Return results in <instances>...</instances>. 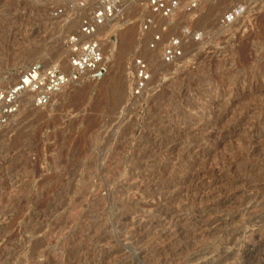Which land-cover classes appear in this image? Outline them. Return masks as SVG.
<instances>
[{"label":"rangeland","instance_id":"374dc122","mask_svg":"<svg viewBox=\"0 0 264 264\" xmlns=\"http://www.w3.org/2000/svg\"><path fill=\"white\" fill-rule=\"evenodd\" d=\"M79 1L81 0H0V80L5 79L12 63L24 56H28L23 66L25 68L34 62L47 65L58 61L64 62L67 51L62 47L61 40L76 29L78 17L87 12L77 9ZM219 1L199 0V7L194 13L187 14L181 10L174 22L159 19L155 29L150 33H141L138 27L145 14L147 0H124L122 16L107 30L113 35L111 43L113 47L107 44L106 75L104 74L97 83H86L71 89L70 93L58 95L45 109L22 110L10 125L0 130V264H77L73 260L75 257L80 261L86 259L84 263L79 264H121L120 262L158 264L164 259L166 264L169 262V264H177L181 261V264L184 261H186L184 264H264V238L258 241L257 239L260 238L252 240L248 237L252 230L264 234V208L256 211L257 220L255 218L251 221H242L239 223L241 227L236 223L222 225L201 240L193 232L194 228L188 226L187 231L183 232L179 227L182 224L178 226L173 222L177 220L176 216L183 215L184 212L177 210L175 204L174 206L170 202L163 201L167 197L165 194L170 184L188 178V173L185 172L189 163L184 165V159L188 161L187 150L180 151L177 148L178 152H174L177 155L168 152L167 148L173 141V145L181 143L179 147L181 149L188 142L192 145L191 140L194 139L195 134L201 135L196 137L200 145L207 139L203 144L206 147L202 145L199 148L202 152L196 156L197 158L189 157L192 160L191 168H196L193 171L199 169L203 171L205 167L207 169L222 163L229 155L244 153L248 147L241 132L231 134L230 115L220 121L218 103L223 104L228 98L232 97L229 99L232 100L237 97L238 106L256 107L259 111L264 109V96H262L264 94V0H228L225 8L221 9L217 5ZM184 2L182 0V3ZM57 8L64 9L70 19L58 22L53 17V12ZM234 9L239 12V16L241 15L238 22L241 26L231 24L222 27L221 20ZM153 33L161 34V43L152 42ZM123 34L128 38V44L125 45L126 55L122 52L124 51L121 45ZM198 35H201L200 40L196 41L195 37ZM177 39L183 45L182 56L173 63H164V48L170 41ZM151 45H154V48H150ZM137 60H141L146 65L149 75L148 81L138 94L135 92ZM123 70L128 75L131 86L128 84L124 98L115 103L107 99L109 92L105 91L104 86L113 73H120ZM17 75L6 84L16 81ZM250 85L252 92H249ZM235 88L238 90L235 91ZM220 97L223 98L219 102ZM210 115L211 121L213 120L218 127L214 132L211 129L205 132L207 128L197 132L189 129L198 119L205 121ZM220 130L225 132L223 137L216 135ZM127 140L129 143L126 142ZM143 152L147 156L150 153V158L148 157L150 160L145 159L147 156ZM242 162L239 163L242 168L236 169L239 171L235 176L236 174L237 177L251 175L248 178H255V174L248 173L246 165H255L258 170L263 171L264 150L259 155L256 153L253 157H243ZM244 169H247L248 174ZM232 177L234 178L233 174L227 179H233ZM129 181L132 182V186ZM222 185H217V189H222L220 192L224 194L229 193L226 186ZM141 187H145V190L142 191ZM156 188L162 190L158 192ZM162 192L165 193L164 196L158 198V193L162 194ZM259 193L264 195V187L259 189ZM155 195L157 197H154ZM209 197L207 195L203 199L198 198V201H190L188 207L191 205V208L187 207L185 213H196L195 205L207 204L211 199ZM73 209L79 210V216L73 215ZM222 210L224 213L235 211V209ZM120 215L128 216L127 222L124 221L123 224L118 222ZM134 218L147 221L148 226L143 230L144 233L147 232L146 234L130 233L133 228L129 224ZM67 226L68 229L69 227L72 229L68 230ZM177 232L180 234L174 235ZM242 232H246L247 235ZM166 235L177 237L172 243L174 247L171 244L167 246ZM105 237L111 238L109 240L115 244L113 247L121 251L119 257H115L112 261L99 258L102 246L98 241ZM231 238L233 241L228 242ZM134 239L136 242L132 241ZM62 241L65 242L64 245L57 246L56 242L61 244ZM83 247H87L86 249L94 247L93 250L98 253L99 259L91 257L92 255L82 258L85 249ZM222 250L230 251L231 253L228 252L230 256ZM162 251L165 253L162 254ZM142 252L144 254H141ZM160 252L163 255L161 257ZM165 261L161 264H165Z\"/></svg>","mask_w":264,"mask_h":264},{"label":"bare ground","instance_id":"6f19581e","mask_svg":"<svg viewBox=\"0 0 264 264\" xmlns=\"http://www.w3.org/2000/svg\"><path fill=\"white\" fill-rule=\"evenodd\" d=\"M230 1V0H229ZM228 0H220L218 3H217V5L219 6L218 8H225V6H226V4L229 2ZM216 6V5H215ZM215 8V7H214ZM217 8V7H216ZM218 10V9H217ZM236 9H234V11H229L228 13H227V15L228 14H233V20L230 22V23H228V24H226V25H221L222 27H227V26H229V25H231L232 24V26H234L235 24H239L238 22H239V20H240V16H239V12L238 11H235ZM219 11V10H218ZM218 13V12H217ZM226 16V15H225ZM224 16V17H225ZM223 17V18H224ZM242 18V17H241ZM240 25V24H239ZM241 26V25H240ZM224 37V36H223ZM251 38V37H250ZM236 42V41H235ZM128 44V38L126 37V36H124V34H123V39L121 38V45H122V47L124 48V51H122L125 55L127 54L126 52V49H125V45H127ZM228 45V44H227ZM110 47L112 48L113 47V45H110ZM28 60V56L27 57H22V58H20V59H18V60H15V62H13L12 63V65H11V67H10V69L6 72V74H7V76L5 77V82H8V81H12L11 79H14V77H15V75L16 74H18L19 75V73H20V69H21V66H22V69H25V67H23L24 65H25V63H26V61ZM45 65H47V64H45ZM220 66V65H219ZM28 67V66H27ZM224 68V67H223ZM18 75H17V77H18ZM106 75V74H105ZM104 75H102L98 80H96V81H89V82H87V83H97V82H99L100 80H101V78L103 77ZM15 80H17V78L15 79ZM15 82V81H14ZM129 78H128V75H126V73H125V71L123 70L122 72H120V73H113V75L111 76V77H109V81L106 83V85L104 86V87H106V89H105V91H107V92H109V96H107L108 98V100H111V101H113V102H120L123 98H124V96H125V92H126V90H127V87H128V84H129ZM131 83V82H130ZM86 84V83H85ZM226 84V83H225ZM82 85H84V84H82ZM82 85H80V86H82ZM130 85V84H129ZM79 86V87H80ZM131 86V85H130ZM129 86V87H130ZM254 86V85H253ZM235 87V86H234ZM258 87V86H257ZM256 87V88H257ZM254 88V87H253ZM262 88V87H261ZM260 88V89H261ZM71 89H73V88H69V89H65V90H63L60 94H63V93H70L72 90ZM104 90V89H103ZM235 91H237L238 89L237 88H235L234 89ZM225 91V90H224ZM231 91V90H230ZM254 91V90H253ZM249 92H252V90H251V85L249 86ZM260 92V91H259ZM59 94V95H60ZM101 95H103V94H101ZM239 95H242V94H239ZM262 95V94H261ZM260 95V96H261ZM83 96V95H82ZM217 96V95H216ZM220 96H221V94H220ZM236 96V95H235ZM262 96H264V94L262 95ZM224 97V96H223ZM223 97H220V99L218 100L219 102L220 101H222L221 100V98H223ZM230 97V96H229ZM232 98V97H231ZM231 98H228V100L226 101V102H224L223 104H219L218 103V106H219V108L217 109V108H215L214 107V109H217L218 110V112H219V115L218 116H220L219 118H220V121L221 120H223L226 116H229L230 115V117L229 118H231V120H230V128H232V131H231V134H237V133H239L240 134V132H241V134H243V136L245 137V139H246V144H247V149H246V151L242 154L241 153V151H240V153L241 154H239V155H229V156H227L224 160H223V162L222 163H218V164H215V165H212V167L211 168H207L206 169V167H205V169H203V171H200L201 169H199V171H193V170H196V168L195 169H192L191 168V166H192V163H191V159L189 158L190 156L191 157H195V158H197L196 156H198V154L200 153V152H202V151H200L199 150V148L203 145V144H205L206 142H207V139H206V142H202L201 144L202 145H200V141H198L197 139H196V137L197 136H201V135H199V134H195L194 135V139L193 140H191V141H193L192 142V145H191V143L190 142H188L186 145H184V147H182L181 149H179V147H181V143H177V145H173V143H174V141L170 144L171 146L169 147V146H167V147H169V148H167L169 151L168 152H170V153H174V152H178V150H180V151H182L183 149H185V151L187 150V154H186V157H187V159H188V161L186 162L185 161V159H184V165H187V163H189L188 164V170L186 169V172H185V174H187L188 173V178L186 179V180H181L180 182L178 181L177 183H172V184H170L169 186H168V191H167V193L165 194V196H167L164 200L161 198V200H163V201H166V202H170V203H172L173 205L175 204L176 205V209L177 210H179V211H183L184 212V214L183 215H180V216H176V221L174 220H172L173 222H175L178 226L179 225H181L182 224V226H179V227H181V229L183 230V232H185V231H187V228L186 227H192V228H194V230H193V232L201 239V240H204V238L209 234V233H211L212 231L214 232L217 228H220V226H222V225H225V224H229V223H236V224H239V223H241L242 221H251V220H255V218H256V220H257V217H255V213H256V211H258V209H263L264 208V195H262V194H260L261 193V191H260V193H259V189L262 187H264V170L263 171H260V170H258V168L254 165H252V166H249V165H246V167L248 168V173H250V174H255V178H248L249 176H251V175H247L248 177H237V174H236V176H235V173L237 172V171H239L240 169L238 168V167H240V168H242L240 165H239V163H241L242 162V159H243V157H253V156H255L256 155V153H258V155H259V153L260 152H262V150H264V149H261L262 147H264V109L263 110H261V111H259V109H257L256 107L255 108H251V107H241V106H238V100L235 98V99H232V100H229V99H231ZM243 98V97H242ZM263 98V97H262ZM259 100V99H258ZM105 101H106V99H105ZM257 104V103H256ZM263 105V104H262ZM211 115L210 116H208V118L207 119H205V121H204V119L202 120H200V119H198L196 122H194L193 124H191L190 125V130H192L193 132H197V131H201L202 129L204 130V129H206L207 128V130L208 129H211V130H213V132H214V129H216V128H218L217 127V125L214 123V121L212 122L211 121ZM170 119V118H169ZM172 121V120H171ZM201 121V124H199V122ZM176 122V121H175ZM178 122V121H177ZM191 123V122H190ZM173 124V123H172ZM184 125V124H183ZM188 125V124H187ZM232 125V126H231ZM168 126H169V123H168ZM175 126V125H174ZM171 127V126H170ZM169 127V128H170ZM185 127V126H184ZM203 127H205V128H203ZM173 128V127H172ZM174 129V128H173ZM2 130V129H1ZM207 130H205V132H209V130L207 131ZM172 131V130H171ZM174 131V130H173ZM187 132H189V131H187ZM212 132V131H211ZM215 132H217V131H215ZM9 133V132H8ZM185 133V132H184ZM187 135H188V133H186ZM202 134V133H201ZM208 134V133H207ZM224 134H225V132L224 131H222V130H220L218 133H216V135H218L219 137H223L224 136ZM130 136V135H129ZM192 136V135H191ZM210 136V135H209ZM208 136V137H209ZM190 137V136H189ZM174 138V137H173ZM182 138V137H181ZM186 138V137H185ZM3 139V138H2ZM129 139H130V137H129ZM211 139V138H210ZM244 139V140H245ZM154 140H156V139H154ZM188 140V139H187ZM204 140V139H203ZM202 140V141H203ZM153 141V140H152ZM126 142H128V140L126 141ZM154 142V141H153ZM129 143V142H128ZM156 143V142H155ZM155 143H153V144H155ZM194 143H196L195 145H194ZM122 144H124V143H122ZM152 144V143H151ZM152 144V145H153ZM157 144H158V141H157ZM167 144V143H166ZM165 144V145H166ZM184 144V143H183ZM197 144H199V145H197ZM210 144V143H209ZM119 145V144H118ZM118 145H116L117 147H118ZM137 145H139V144H137ZM145 145V144H144ZM213 145V144H212ZM99 146V145H98ZM120 146V145H119ZM126 145L124 144V147H125ZM136 146V145H135ZM145 146H147V145H145ZM161 146V145H160ZM204 146V145H203ZM121 147V146H120ZM127 147H129V146H127ZM154 147V146H153ZM153 147H151L152 148V150H153ZM204 147H206V146H204ZM109 148V147H108ZM114 148V147H113ZM116 148V147H115ZM123 148V147H122ZM126 148V147H125ZM138 148V147H137ZM145 148V147H144ZM159 147H157V150H159L160 151V148L158 149ZM163 148V147H162ZM177 148H178V150H177ZM118 149H119V147H118ZM155 149V148H154ZM202 149V148H201ZM101 150V149H100ZM139 150H141V149H139ZM147 150V149H146ZM145 150V151H146ZM151 150V149H150ZM162 150H166V149H162ZM240 150V149H239ZM94 151V150H93ZM155 151V150H154ZM153 151V153H155ZM131 152V151H130ZM136 152H139V151H136ZM141 153H142V151H141ZM144 153V152H143ZM152 153V154H153ZM160 153H161V151H160ZM166 153V152H165ZM182 153V152H181ZM180 153V154H181ZM131 155L133 154V152L132 153H130ZM145 154V153H144ZM162 154V153H161ZM174 154H176V153H174ZM203 154V153H202ZM229 154V153H228ZM124 155V154H123ZM135 155V154H134ZM133 155V156H134ZM146 155V154H145ZM159 155V154H158ZM163 155V154H162ZM165 155H167V153L165 154ZM164 155V156H165ZM168 155H169V153H168ZM177 155V154H176ZM176 155H175V157H176ZM261 155V154H260ZM111 156V155H110ZM137 156H138V153H137ZM147 156V155H146ZM155 156H156V154H155ZM154 156V157H155ZM161 156V155H160ZM169 156H171V155H169ZM174 156V155H173ZM178 156H180V155H178ZM226 156V155H225ZM145 157V156H144ZM150 158V153L148 154V156H147V158H145V159H149ZM153 157V156H152ZM182 157V156H181ZM161 158H162V156H161ZM220 158V157H219ZM109 159V158H108ZM114 159V158H113ZM132 159V158H131ZM155 159V158H154ZM179 159H180V157H179ZM178 159V160H179ZM142 160H143V158H142ZM150 160V159H149ZM182 160V159H181ZM180 160V161H181ZM107 161V160H106ZM144 161V160H143ZM148 161V160H147ZM152 161V160H151ZM159 161V160H158ZM176 161V160H175ZM222 161V160H221ZM109 162V161H108ZM149 162V161H148ZM155 163H157L156 161H154ZM207 162V161H206ZM4 163V162H3ZM140 163V162H139ZM161 163V162H160ZM202 163H204V161H202ZM214 163V162H213ZM243 163V162H242ZM181 164V163H180ZM183 164V163H182ZM158 166V165H157ZM160 166V165H159ZM172 166V165H171ZM180 166V165H179ZM193 166H194V164H193ZM243 166H244V164H243ZM149 167V166H148ZM146 168V167H145ZM199 168H200V166H199ZM239 169V170H237L236 171V169ZM245 168V167H244ZM136 169H138V168H136ZM150 169V168H149ZM115 170V169H114ZM156 170H158V169H156ZM161 170H163V168L161 169ZM166 170H167V168H166ZM198 170V169H197ZM245 170V169H244ZM110 171V170H109ZM116 171V170H115ZM118 171V170H117ZM135 171V170H134ZM138 171V170H137ZM171 171V170H170ZM182 171V170H181ZM246 172V174H248L247 173V169L245 170ZM101 172V171H100ZM108 172V171H107ZM112 172V171H111ZM148 172V171H147ZM155 172V171H154ZM158 172V171H157ZM164 172V171H163ZM7 173V172H6ZM149 173V172H148ZM156 173V172H155ZM239 173V172H238ZM244 173V174H245ZM135 174V173H134ZM138 174V173H137ZM150 174V173H149ZM153 174V173H152ZM161 175H162V173H160ZM166 174V173H165ZM234 175V178L233 179H227V178H229L230 177V175ZM241 174V173H240ZM158 175V174H157ZM181 175V174H180ZM78 176V175H77ZM111 176V175H110ZM113 176V175H112ZM115 176H117V175H115ZM114 176V177H115ZM122 176V175H121ZM147 176H149V175H147ZM154 176H156V174L154 175ZM179 176V175H178ZM125 177V176H124ZM151 177H153V176H151ZM161 177V176H160ZM17 178V177H16ZM113 178V177H112ZM118 178V177H117ZM119 178H120V176H119ZM137 178V177H136ZM147 178V177H146ZM154 178V177H153ZM152 178V179H153ZM164 178V177H163ZM151 178H149V180H150ZM157 178H155V180H156ZM106 180V179H105ZM113 180V179H112ZM120 180V179H119ZM128 180V179H127ZM137 180V179H136ZM154 180V181H155ZM114 181V180H113ZM138 181V180H137ZM147 181V180H146ZM146 181L144 182H142V183H146ZM168 181V180H167ZM116 182V181H115ZM118 182V181H117ZM120 182H121V180H120ZM130 182V181H129ZM136 182V181H135ZM134 182V183H135ZM139 182V181H138ZM138 182H136V183H138ZM140 182V183H141ZM151 182V181H150ZM158 182V181H157ZM175 182V181H174ZM101 183V182H100ZM109 183V182H108ZM131 183V186H132V182H130ZM129 183V184H130ZM154 184H155V182H153ZM159 183V182H158ZM222 183H223V185H222ZM13 184V183H12ZM106 184V183H105ZM157 184V183H156ZM165 184V183H164ZM14 185V184H13ZM100 185V184H99ZM113 185V184H112ZM122 185V184H121ZM127 185V184H126ZM139 185V184H138ZM146 185H148V184H146ZM146 185H145V187H146ZM217 185H222V186H226V188L228 189L227 191H229V193H223V192H220V190H222V189H220V188H218L217 189ZM11 186V185H10ZM103 186V185H102ZM106 186V185H105ZM123 186H125V185H123ZM140 186H143V185H140ZM157 186V185H156ZM163 186V185H162ZM14 187V186H13ZM12 187V188H13ZM93 187H95V186H93ZM137 187V186H136ZM145 187H141L140 189L142 190V191H144L145 190ZM148 187V186H147ZM149 187H150V184H149ZM116 188V187H115ZM126 188V187H125ZM154 188V187H153ZM221 188H223V187H221ZM14 189V188H13ZM93 189V188H92ZM102 189V188H101ZM100 189V190H101ZM105 189V188H104ZM117 189V188H116ZM119 189V188H118ZM123 189H124V187H123ZM147 189V188H146ZM157 190L156 191H161L162 190V188H156ZM113 190V189H112ZM163 190H165V189H163ZM226 190V189H225ZM107 191V190H106ZM130 191V190H129ZM138 191V190H137ZM89 192V191H88ZM87 192V193H88ZM93 192V191H92ZM105 192V191H104ZM135 192V191H134ZM139 192V191H138ZM164 192H166V190L164 191ZM6 193V192H5ZM86 193V192H85ZM119 193V192H118ZM144 193V192H143ZM161 193V192H160ZM140 194V193H139ZM157 194V193H156ZM164 194H163V192H162V194H159L158 193V198H159V196L160 197H162V195L164 196ZM123 196H124V194H122ZM210 196L211 197V199L208 201V200H206V201H208V203L207 202H205V203H207V204H203V205H200L199 203H197L196 204V202H195V206H196V209H197V211H196V213H192V214H190V213H185V211H186V209H187V207H188V205L189 204H191V203H189L190 201H195V200H197L198 198H201V199H203L204 197H206V196ZM84 196H85V194H84ZM118 196V195H117ZM153 196V195H152ZM4 197V196H3ZM79 197V196H78ZM154 197H157L156 195L154 196ZM209 197V198H210ZM131 198V197H130ZM133 198V197H132ZM136 198V197H135ZM208 198V197H207ZM153 199V198H152ZM192 199V200H191ZM85 200V199H84ZM83 200V201H84ZM135 200V199H134ZM154 200H156V199H154ZM10 201V200H9ZM87 201V200H86ZM141 201V200H140ZM147 201V200H146ZM158 201H160V199H158ZM198 201V200H197ZM4 202V201H3ZM61 202V201H60ZM97 202H99V201H97ZM151 202V201H150ZM199 202H200V200H199ZM91 203V202H90ZM100 203V202H99ZM152 203H154V202H152ZM7 204V203H6ZM124 204V203H123ZM144 204V203H143ZM164 204V203H163ZM166 204V203H165ZM8 205V204H7ZM147 205H148V203H147ZM152 205V204H151ZM154 205V204H153ZM174 205V206H175ZM75 206V205H74ZM124 206V205H123ZM145 206V205H144ZM160 206H161V204H160ZM168 207H169V205H167ZM170 206H172V205H170ZM174 206H173V208H174ZM191 206V205H190ZM189 206V207H190ZM53 207V206H52ZM158 207V206H157ZM188 207V208H189ZM56 208V207H55ZM62 208V207H61ZM76 208V207H75ZM80 208H81V206H80ZM163 208V207H162ZM165 208H167V207H165ZM191 208V207H190ZM79 209V208H78ZM78 209H73L74 211H73V215H77L78 213H79V210ZM193 209V208H192ZM195 209V210H196ZM222 209H235V211H232V213H230V212H228V213H224L223 212V210ZM91 210V209H90ZM95 210V209H94ZM99 210V209H98ZM131 210V209H130ZM142 210H143V208H142ZM191 210V209H190ZM13 211V210H12ZM85 211V210H84ZM153 211V210H152ZM225 211V210H224ZM229 211V210H228ZM231 211V210H230ZM261 211V210H260ZM263 211V210H262ZM261 211V212H262ZM8 212V211H7ZM72 212V211H71ZM143 212V211H142ZM159 212V211H158ZM178 212V211H177ZM52 213V212H51ZM106 213V212H105ZM121 213V212H120ZM126 213H127V211H126ZM136 214V213H135ZM155 214V213H154ZM163 214H165V213H163ZM172 214H174V212L172 213ZM178 214V213H177ZM222 214V215H221ZM257 214H258V212H257ZM263 214V213H262ZM69 215H71V214H69ZM119 215V214H118ZM140 215V214H139ZM142 215V214H141ZM150 215V214H149ZM168 215H170V213L168 214ZM176 215V214H175ZM59 216V215H58ZM77 216H79V214L77 215ZM131 216H133V215H131ZM146 216V215H145ZM155 216V215H154ZM160 216V215H159ZM165 216H166V214H165ZM105 217V216H104ZM109 217V216H108ZM135 217H136V215H135ZM139 217V216H138ZM137 217V218H138ZM150 217V216H149ZM164 217V216H163ZM263 217V216H262ZM82 218H84V217H82ZM99 218V217H98ZM136 218V219H137ZM160 218V217H159ZM170 218V217H169ZM173 218L175 219V217L173 216ZM135 218L130 222V224L129 225H131L132 226V231H130V233L131 232H133L134 234L137 232H143V230L144 229H146V226H148V225H146V222L147 221H142V220H139V219H141V218H139L138 220H136ZM143 219V218H142ZM147 219V218H146ZM36 220V219H35ZM34 220V222H36ZM52 220V219H51ZM69 220V219H68ZM75 220H76V218H75ZM127 220H128V216H124V215H120L119 216V221L118 222H121V224H123L122 222H127ZM153 220V219H152ZM152 220H150V222L152 221ZM161 220V219H160ZM33 221V220H32ZM73 221V220H72ZM97 221V220H96ZM162 221V220H161ZM160 221V222H161ZM51 222V221H50ZM66 223H67V220L65 221ZM69 222V221H68ZM71 222V221H70ZM75 222V221H74ZM149 222V223H150ZM159 222V221H158ZM254 223H257L256 221H253ZM1 223H3V222H1ZM115 223V222H114ZM154 223L156 224V222L154 221ZM153 223V224H154ZM166 223V222H165ZM169 223V222H168ZM37 224H38V221H37ZM54 224V223H53ZM68 224V223H67ZM66 224V225H67ZM102 224V223H101ZM159 224V223H158ZM175 224V225H176ZM243 224V223H242ZM246 224V223H245ZM244 224V225H245ZM43 225V224H42ZM65 225V226H66ZM70 224H68V226H69ZM76 225V224H75ZM79 225V224H78ZM84 225V224H83ZM150 225H152V223H150ZM149 225V226H150ZM234 225V224H233ZM240 225V224H239ZM54 226V225H53ZM60 226V225H59ZM68 226H67V229H68ZM71 226H73V225H71ZM106 226V225H105ZM119 226V225H118ZM120 226H122V225H120ZM119 226V227H120ZM124 226V225H123ZM227 226V225H226ZM115 227H116V225H115ZM172 227V226H171ZM240 227H241V225H240ZM248 227V226H247ZM74 228V227H73ZM94 228V227H93ZM124 228H125V226H124ZM155 228H156V225H155ZM158 228V227H157ZM161 228V227H160ZM232 228V227H231ZM239 228V227H238ZM59 229V228H58ZM70 229H72V227H69V229L68 230H70ZM81 229V228H80ZM120 229V228H119ZM129 229V228H128ZM153 229H154V227H153ZM176 229V228H175ZM229 229V228H228ZM242 229V228H241ZM244 229V228H243ZM249 229V228H248ZM253 229V228H252ZM63 230V229H62ZM77 230V229H76ZM83 230V229H82ZM102 230V229H101ZM126 230V229H125ZM157 230H159V229H157ZM181 230V231H182ZM220 230V229H219ZM236 230V229H235ZM238 230V229H237ZM259 230V229H258ZM50 231H52V230H50ZM104 231V230H103ZM128 231V232H129ZM146 231H148V230H146ZM171 231V230H170ZM169 231V232H170ZM180 231V230H179ZM180 231V232H181ZM244 231V230H243ZM58 232V231H57ZM62 232H64V231H62ZM89 232V231H88ZM87 232V233H88ZM145 232V231H144ZM143 232V233H144ZM152 232H153V230H152ZM158 232V231H157ZM232 232V231H231ZM50 234H51V232H49ZM53 234H54V232H52ZM83 233V232H82ZM133 233H132V235H133ZM147 233V232H146ZM146 233H144V234H146ZM149 233V232H148ZM166 233H168V232H166ZM187 233V232H186ZM216 233V232H215ZM237 233H238V231H237ZM242 233H245L246 234V232H242ZM59 234V233H58ZM64 234V233H63ZM84 234V233H83ZM94 234V233H93ZM110 234V233H109ZM128 234V233H127ZM126 234V235H127ZM138 234H140V233H138ZM170 234V233H169ZM179 235L180 233L179 232H177V233H175L174 235ZM182 234V233H181ZM234 234V233H233ZM57 235V234H56ZM60 235H61V233H60ZM59 235V236H60ZM143 234H141V236H142ZM150 235V234H149ZM148 235V236H149ZM174 235H166L167 236V238H166V244H167V246H169L170 244L172 245V243H174L175 241H176V238L177 237H175ZM184 235H186V234H184ZM189 235V234H188ZM232 235V234H231ZM247 235V234H246ZM264 234H259V233H257L256 232V230H252L249 234H248V237H250L252 240L254 239H257V238H260V240L259 239H257L258 241H262L261 239L262 238H264V236H263ZM67 236V235H66ZM106 236V235H105ZM137 235H135V237H136ZM147 236V237H148ZM157 236V235H156ZM159 236V235H158ZM62 237V236H61ZM65 237V236H64ZM84 237V236H83ZM99 237V236H98ZM97 237V238H98ZM103 237V236H102ZM121 237V236H120ZM119 237V238H120ZM126 237V236H125ZM131 237H133V236H131ZM140 237V236H139ZM183 237V236H182ZM194 237H195V235H194ZM31 238V237H30ZM56 238V237H55ZM60 238V237H59ZM77 238V237H76ZM109 238V237H108ZM144 238V237H143ZM198 238V239H199ZM228 238V237H227ZM242 238V237H241ZM57 239H58V237H57ZM73 239V238H72ZM84 239V238H83ZM89 239V238H88ZM94 239V238H93ZM109 239H111V238H109ZM109 239H107L106 237L105 238H101L99 241H98V244H100V246H102V249H101V254H100V256L99 255H97L98 253L96 252V251H94L93 250V248H89V249H86L85 247H83V248H85L84 249V251L82 252V258H87V257H89V255H92L91 257H95V258H97V256H99V258L100 259H107V260H109V261H112L115 257H117L118 256V254L121 252V251H118L117 249H115L114 247H113V245H115L114 243L112 244V241H110ZM130 239V238H129ZM136 239V238H135ZM134 239V240H135ZM140 240H141V238H139ZM144 239H146V238H144ZM150 240H151V238H149ZM153 239V238H152ZM157 239H160V238H158L157 237ZM156 239V240H157ZM190 239V238H189ZM70 240V239H69ZM92 240V239H91ZM96 240V239H95ZM116 240V239H115ZM134 240H132L133 242H136V240L134 241ZM138 240V239H137ZM150 240H148V241H150ZM161 240V239H160ZM201 240L200 241H198V244H199V242H201ZM235 240V239H234ZM247 240V239H246ZM248 240H250V239H248ZM32 241V240H31ZM129 241V240H128ZM142 241H144V240H142ZM213 241H215V240H213ZM223 241V240H222ZM231 241H233V239L231 238V239H229L228 240V242H231ZM9 242V241H8ZM16 242V241H15ZM23 242V241H22ZM83 242V241H82ZM89 242V241H88ZM124 242V241H123ZM122 242V243H123ZM141 242V241H140ZM146 242H147V240H146ZM150 242H152V241H150ZM158 242H159V240H158ZM162 242H163V238H162ZM164 242H165V240H164ZM182 242V241H181ZM235 242H237V241H235ZM255 242V241H254ZM20 243V242H19ZM48 243V242H47ZM64 243L65 242H63L62 241V243L61 244H59L58 242H56V244H57V246L58 245H64ZM97 243V242H96ZM126 243V242H125ZM145 243V242H144ZM149 243V242H148ZM154 243V242H153ZM152 243V244H153ZM156 243V242H155ZM179 243H180V241H179ZM189 243H190V241H189ZM211 243V242H210ZM219 243V242H218ZM260 243V242H259ZM43 244V243H42ZM45 244V243H44ZM130 244V243H129ZM137 244V243H136ZM150 244V243H149ZM198 244H197V246H198ZM201 244V243H200ZM247 244V243H246ZM248 244H250V242L248 243ZM41 245V244H40ZM52 245V244H51ZM91 245H93V244H91ZM124 245V244H123ZM134 245V244H133ZM146 245H147V243H146ZM145 245V246H146ZM154 245V244H153ZM153 245L152 246H150L151 248L153 247ZM160 245V244H159ZM177 245V244H176ZM184 245V244H183ZM211 245V244H210ZM229 245V244H228ZM5 246V245H4ZM16 246V245H15ZM56 246V245H55ZM54 246V247H55ZM60 246V247H61ZM68 246V245H67ZM88 246H90V244L88 245ZM131 246V245H130ZM135 246V245H134ZM155 246V245H154ZM166 246V245H165ZM173 246V245H172ZM263 245H261V247H262ZM65 247V246H64ZM71 247H72V245H71ZM79 247V246H78ZM81 247V246H80ZM99 247V246H98ZM117 247V246H116ZM132 248H134L133 246H131ZM144 247V246H143ZM146 247H148V245L146 246ZM159 247V246H158ZM158 247H156V248H158ZM171 247V246H170ZM169 247V248H170ZM174 247V246H173ZM193 247V246H192ZM195 247V246H194ZM205 247V246H204ZM219 247V246H218ZM227 247V246H226ZM245 247V246H244ZM254 247V246H253ZM255 247H256V244H255ZM260 247V246H259ZM258 247V248H259ZM3 248V247H2ZM69 248V247H68ZM101 248V247H100ZM141 248V247H140ZM140 248L138 249V250H140ZM155 248V247H154ZM154 248H153V250H154ZM199 248V247H198ZM206 248V247H205ZM234 248V247H233ZM246 248V247H245ZM263 248V247H262ZM54 249V248H53ZM145 249V248H144ZM147 249V248H146ZM158 249H160V248H158ZM164 249V248H163ZM175 249V248H174ZM185 249V248H184ZM203 250H204V248H202ZM214 249V248H213ZM232 249V248H231ZM249 249V248H248ZM251 249H253V248H251ZM9 250H11V249H9ZM61 250V249H60ZM128 250H130V249H128ZM150 249H148V251H149ZM157 250V249H156ZM162 250V249H161ZM171 250H173V249H171ZM199 250V249H198ZM229 250V249H228ZM233 250V249H232ZM254 250V249H253ZM40 251V250H39ZM54 251V250H53ZM77 251V250H76ZM133 251H134V249H133ZM142 251V250H141ZM147 251V252H148ZM152 251V250H151ZM155 251V250H154ZM205 251H206V249H205ZM215 251V250H214ZM223 251V250H222ZM250 251V250H249ZM258 251V250H257ZM4 252V251H3ZM159 252V251H158ZM158 252L156 253V254H158ZM163 252V251H162ZM173 252H175V251H173ZM177 252V251H176ZM201 252V251H200ZM207 252V251H206ZM205 252V253H206ZM224 252H226L225 250L223 251V253ZM228 252H230V251H227L226 253H227V255H229V253ZM245 252V251H244ZM247 252V251H246ZM264 252V251H263ZM262 252V253H263ZM136 253H139V252H136ZM165 252H163L162 254H164ZM168 253V252H167ZM185 253V252H184ZM219 253V252H218ZM231 253V252H230ZM7 254V253H6ZM50 254V253H49ZM48 254V255H49ZM54 254H56V252L54 253ZM63 254V253H62ZM74 254V253H73ZM77 254V253H76ZM123 254V253H122ZM134 254H135V252H134ZM141 254H144L143 252L141 253ZM149 254V253H148ZM154 254V253H153ZM160 254V257L161 256H163L162 254H161V252L159 253ZM173 254H175V253H173ZM232 254H235V253H232ZM32 255V254H31ZM46 255V254H45ZM120 255V254H119ZM136 255V254H135ZM146 255H147V253H146ZM170 255V254H169ZM222 255V254H221ZM9 256V255H8ZM29 256V255H28ZM36 256V255H35ZM124 256V255H123ZM129 256V255H128ZM133 256V255H132ZM142 256V255H141ZM140 256V257H141ZM152 256V255H151ZM198 256V255H197ZM204 256V255H203ZM218 256V255H217ZM230 256V255H229ZM238 256V255H237ZM246 256V255H245ZM16 257V256H15ZM33 257V256H32ZM53 257V256H52ZM54 257H56V256H54ZM64 257V256H63ZM119 257V256H118ZM146 257V256H145ZM154 257V256H153ZM164 257H165V255H164ZM164 257H163V259H164ZM167 257V256H166ZM225 257H227V256H225ZM260 257V256H259ZM10 258V257H9ZM44 258V257H43ZM99 258H97V259H99ZM120 258H122V255H121V257ZM129 258V257H128ZM142 258V257H141ZM168 258V257H167ZM166 258V259H167ZM173 258V257H172ZM176 257H174V259H175ZM224 258V257H223ZM11 259V258H10ZM56 259V258H55ZM61 259V258H60ZM64 259V258H63ZM90 259V258H89ZM123 259H124V257H123ZM138 259V258H137ZM146 259V258H145ZM151 259V258H150ZM170 259V258H169ZM194 259H196V258H194ZM203 259H205V258H203ZM249 259V258H248ZM248 259H246L247 261H248ZM257 259V258H256ZM24 260V259H23ZM27 260V259H26ZM73 260H75L76 262H77V264H79V263H81V262H83L84 263V260H86V259H82L81 261L80 260H78V259H76V257L73 259ZM88 260V259H87ZM93 260V259H92ZM96 260V259H95ZM106 260V261H107ZM117 260V259H116ZM127 260V259H126ZM144 260V259H143ZM193 260V257H192V259H191V261ZM202 260V259H201ZM214 260H216V259H214ZM252 260V259H251ZM254 260H255V258H254ZM261 260H263V259H261ZM4 261V260H3ZM2 261V262H3ZM14 260H12V262H13ZM16 261V260H15ZM69 261V260H68ZM105 261V260H104ZM108 261V262H109ZM121 261V260H120ZM129 261V260H128ZM132 261V260H131ZM154 261V260H153ZM158 261H161V260H158ZM163 262L165 261V259L164 260H162ZM162 261H161V263H162ZM174 261H177V260H174ZM180 261V260H179ZM199 261V260H198ZM234 261V260H233ZM257 261V260H256ZM259 261V260H258ZM32 262V261H31ZM50 262V261H49ZM86 262V261H85ZM92 262V261H91ZM103 262V261H102ZM114 262V261H113ZM125 262V261H124ZM169 262V261H168ZM178 262V261H177ZM182 262V261H181ZM181 262L180 263H177V264H181ZM186 261H184V263H185ZM250 262V261H249ZM252 262H254V261H252ZM9 263V262H8ZM98 263V262H97ZM121 264L123 263V262H120ZM161 263H158V264H161ZM170 263V262H169ZM169 263H167V264H169ZM183 263V264H184ZM225 263V262H224ZM233 263V262H232ZM254 263H257V262H254ZM260 263V262H259ZM76 264V263H75ZM94 264V263H93ZM96 264V263H95ZM105 264V263H104ZM114 264V263H113ZM155 264V263H154ZM165 264H166V261H165ZM187 264V263H186ZM192 264V263H191ZM251 264H253V263H251Z\"/></svg>","mask_w":264,"mask_h":264},{"label":"built area","instance_id":"2783aa9c","mask_svg":"<svg viewBox=\"0 0 264 264\" xmlns=\"http://www.w3.org/2000/svg\"><path fill=\"white\" fill-rule=\"evenodd\" d=\"M147 0L145 14L139 23L141 33H150L155 29L159 19L174 22L180 11L194 13L199 7V0ZM92 5V6H90ZM124 0H81L77 9L87 11L78 17L74 31L61 40L62 47L67 51L64 62L45 65L34 62L22 69L17 80L6 84L0 80V130L4 129L24 109L42 110L49 107L55 98L65 89L77 88L89 81H96L107 70V44L112 43L113 35L107 30L119 19L124 11ZM53 17L58 22H65L68 13L57 8ZM233 20V14L226 15L221 25ZM130 25V24H129ZM132 25V24H131ZM200 36L195 37L196 41ZM154 44L161 43V34H152ZM154 48V45L149 46ZM183 45L180 40H172L164 48L163 62L170 64L182 56ZM136 85L139 93L148 81L146 65L135 62Z\"/></svg>","mask_w":264,"mask_h":264},{"label":"water","instance_id":"95a60500","mask_svg":"<svg viewBox=\"0 0 264 264\" xmlns=\"http://www.w3.org/2000/svg\"><path fill=\"white\" fill-rule=\"evenodd\" d=\"M101 77V76H100Z\"/></svg>","mask_w":264,"mask_h":264}]
</instances>
